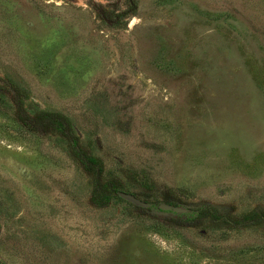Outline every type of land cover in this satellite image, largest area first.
I'll return each instance as SVG.
<instances>
[{
	"label": "rangeland",
	"instance_id": "obj_1",
	"mask_svg": "<svg viewBox=\"0 0 264 264\" xmlns=\"http://www.w3.org/2000/svg\"><path fill=\"white\" fill-rule=\"evenodd\" d=\"M74 146L152 207L95 203ZM209 205L264 212V0H0V264H264V218Z\"/></svg>",
	"mask_w": 264,
	"mask_h": 264
},
{
	"label": "trees",
	"instance_id": "obj_2",
	"mask_svg": "<svg viewBox=\"0 0 264 264\" xmlns=\"http://www.w3.org/2000/svg\"><path fill=\"white\" fill-rule=\"evenodd\" d=\"M19 120H21L22 124L27 126L32 131L37 130H44V131H55L56 133H59L60 135H64L65 137H68L70 141L74 145H78V137L73 136L70 129V123L66 119V117L58 114V113H52V112H42L38 116V118L34 121H29L26 117L19 116ZM75 147V146H74ZM74 158L78 161L82 167L88 171L90 174L94 176V186H95V194L93 196V200L95 203L99 204L101 203V199L98 196L99 189L105 188L112 190L116 193L120 189H117L116 184L114 183H102L101 179L104 172V167L101 162V160L96 157L89 155L84 150H82L79 147L74 148ZM172 196H175L174 194ZM106 201H109V196H104ZM153 204V203H152ZM183 204L181 201H178L175 203V205H181ZM190 217L192 220L201 223V224H210L216 227H228L233 228L235 225L242 223L244 221H250L255 220L258 218H264V212L260 211H251L249 213H246L243 215L242 219H230L225 218L222 214L218 212V210L209 205V206H202L197 207L191 210ZM173 220V219H170ZM207 227L204 226V230ZM1 260V256H0Z\"/></svg>",
	"mask_w": 264,
	"mask_h": 264
},
{
	"label": "water",
	"instance_id": "obj_3",
	"mask_svg": "<svg viewBox=\"0 0 264 264\" xmlns=\"http://www.w3.org/2000/svg\"><path fill=\"white\" fill-rule=\"evenodd\" d=\"M118 195L124 200L132 203L135 206L146 208V209H149L152 207V204L149 201L141 199L140 197H138L136 194L132 192H128L125 190H119ZM161 207L166 210H177V211L182 210V208L173 206L171 204H162Z\"/></svg>",
	"mask_w": 264,
	"mask_h": 264
}]
</instances>
